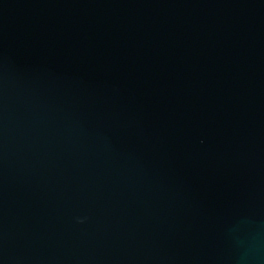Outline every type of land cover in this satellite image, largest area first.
Here are the masks:
<instances>
[{"label":"water","instance_id":"95a60500","mask_svg":"<svg viewBox=\"0 0 264 264\" xmlns=\"http://www.w3.org/2000/svg\"><path fill=\"white\" fill-rule=\"evenodd\" d=\"M0 264H264V0H0Z\"/></svg>","mask_w":264,"mask_h":264}]
</instances>
